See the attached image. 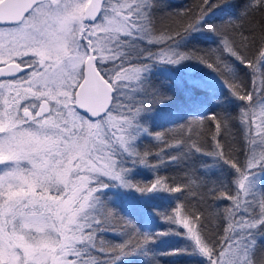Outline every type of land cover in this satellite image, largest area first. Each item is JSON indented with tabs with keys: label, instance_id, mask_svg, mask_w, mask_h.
I'll return each instance as SVG.
<instances>
[{
	"label": "snow or ice",
	"instance_id": "6c2138e0",
	"mask_svg": "<svg viewBox=\"0 0 264 264\" xmlns=\"http://www.w3.org/2000/svg\"><path fill=\"white\" fill-rule=\"evenodd\" d=\"M258 175L264 0H0V264H264Z\"/></svg>",
	"mask_w": 264,
	"mask_h": 264
},
{
	"label": "trees",
	"instance_id": "16d2710c",
	"mask_svg": "<svg viewBox=\"0 0 264 264\" xmlns=\"http://www.w3.org/2000/svg\"><path fill=\"white\" fill-rule=\"evenodd\" d=\"M169 3H171L174 6H184V5H187V4H191L192 3V0H169ZM205 71H207V69H205ZM196 75H197V73H193V76L194 77ZM257 185H258V188L260 190H264V180H263V182L257 183ZM121 191H124V190H121ZM116 195H117V197H119V194L118 193ZM118 203L123 204V201L118 200ZM116 223L118 224L119 222L117 221Z\"/></svg>",
	"mask_w": 264,
	"mask_h": 264
},
{
	"label": "rangeland",
	"instance_id": "374dc122",
	"mask_svg": "<svg viewBox=\"0 0 264 264\" xmlns=\"http://www.w3.org/2000/svg\"><path fill=\"white\" fill-rule=\"evenodd\" d=\"M256 180H257V183H259V182H263V180H264V175H258V176L256 177Z\"/></svg>",
	"mask_w": 264,
	"mask_h": 264
}]
</instances>
